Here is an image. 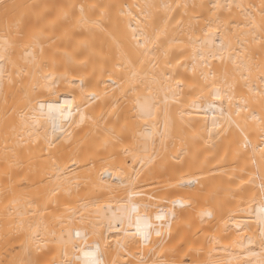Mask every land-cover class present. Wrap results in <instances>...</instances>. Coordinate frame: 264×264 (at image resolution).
Here are the masks:
<instances>
[{"label": "bare ground", "instance_id": "6f19581e", "mask_svg": "<svg viewBox=\"0 0 264 264\" xmlns=\"http://www.w3.org/2000/svg\"><path fill=\"white\" fill-rule=\"evenodd\" d=\"M261 149L264 0H0V264H264Z\"/></svg>", "mask_w": 264, "mask_h": 264}, {"label": "snow or ice", "instance_id": "6c2138e0", "mask_svg": "<svg viewBox=\"0 0 264 264\" xmlns=\"http://www.w3.org/2000/svg\"><path fill=\"white\" fill-rule=\"evenodd\" d=\"M137 23H140V21L138 20ZM134 32H135L134 39L137 40L138 47H147L149 41L151 40V37L145 35L143 31L134 30ZM261 151H264V149H261ZM158 219H160V217H158ZM157 235H160V233L157 232ZM91 264H102V262L93 260Z\"/></svg>", "mask_w": 264, "mask_h": 264}, {"label": "rangeland", "instance_id": "374dc122", "mask_svg": "<svg viewBox=\"0 0 264 264\" xmlns=\"http://www.w3.org/2000/svg\"><path fill=\"white\" fill-rule=\"evenodd\" d=\"M0 191H1V187H0Z\"/></svg>", "mask_w": 264, "mask_h": 264}]
</instances>
